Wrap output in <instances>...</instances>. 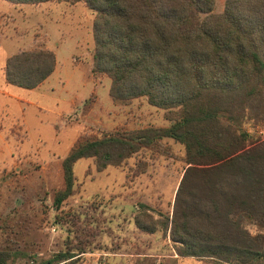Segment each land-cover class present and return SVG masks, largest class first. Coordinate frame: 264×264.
<instances>
[{
	"label": "trees",
	"instance_id": "obj_1",
	"mask_svg": "<svg viewBox=\"0 0 264 264\" xmlns=\"http://www.w3.org/2000/svg\"><path fill=\"white\" fill-rule=\"evenodd\" d=\"M6 1H84L96 14L93 73L112 80L114 101L144 98L171 122L78 143L63 162L65 189L56 208L73 192L79 160L93 158L103 171L172 139L185 147L187 168L163 231L179 256L264 264V140L244 130L264 123V0H227L220 15L214 0ZM56 65L51 51H24L9 59L6 80L35 90ZM151 219L139 220V228L154 233ZM13 255L25 256L0 251V264H11ZM74 257L64 252L44 264H76Z\"/></svg>",
	"mask_w": 264,
	"mask_h": 264
},
{
	"label": "rangeland",
	"instance_id": "obj_2",
	"mask_svg": "<svg viewBox=\"0 0 264 264\" xmlns=\"http://www.w3.org/2000/svg\"><path fill=\"white\" fill-rule=\"evenodd\" d=\"M226 3L214 0L213 13L222 14ZM95 18L84 1L0 0V251L25 254L11 264H44L64 252L76 264H222L179 256L163 231L187 168L185 147L172 139L103 171L93 158L79 160L73 192L56 208L63 162L78 143L171 125L168 113L144 98L114 101L112 80L93 73ZM39 50L55 54L54 74L37 90L10 85L9 59ZM244 130L264 140V123ZM150 217L154 233L137 224Z\"/></svg>",
	"mask_w": 264,
	"mask_h": 264
},
{
	"label": "crops",
	"instance_id": "obj_3",
	"mask_svg": "<svg viewBox=\"0 0 264 264\" xmlns=\"http://www.w3.org/2000/svg\"><path fill=\"white\" fill-rule=\"evenodd\" d=\"M41 87H42V85H41ZM40 88V87H39ZM37 90V89H36Z\"/></svg>",
	"mask_w": 264,
	"mask_h": 264
}]
</instances>
